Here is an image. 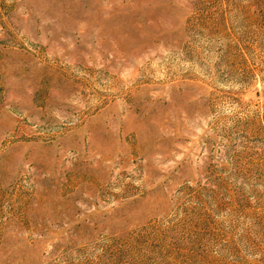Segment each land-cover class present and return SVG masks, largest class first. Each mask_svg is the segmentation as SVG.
I'll list each match as a JSON object with an SVG mask.
<instances>
[{
	"label": "rangeland",
	"instance_id": "obj_1",
	"mask_svg": "<svg viewBox=\"0 0 264 264\" xmlns=\"http://www.w3.org/2000/svg\"><path fill=\"white\" fill-rule=\"evenodd\" d=\"M0 264H264V0H0Z\"/></svg>",
	"mask_w": 264,
	"mask_h": 264
}]
</instances>
